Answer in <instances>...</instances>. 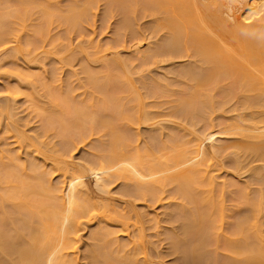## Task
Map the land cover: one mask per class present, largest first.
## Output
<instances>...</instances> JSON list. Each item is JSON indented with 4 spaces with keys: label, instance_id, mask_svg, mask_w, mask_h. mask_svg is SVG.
<instances>
[{
    "label": "bare ground",
    "instance_id": "bare-ground-1",
    "mask_svg": "<svg viewBox=\"0 0 264 264\" xmlns=\"http://www.w3.org/2000/svg\"><path fill=\"white\" fill-rule=\"evenodd\" d=\"M19 2L22 5L37 4L36 0H19ZM93 2L97 3L98 1L86 0L83 7L70 6V11L74 12V15L72 14L69 18H64V20L68 18V26H76L80 22L79 20L84 18L88 20L91 19L89 16H91L90 14H92V10L95 7ZM112 2L113 5L115 2L116 4L118 3L117 6L120 5L119 11L122 8L124 25L126 26L130 25L132 18L137 12H139L138 14L143 11V13L151 12L162 15V17L154 21L152 32L157 33L159 31H165L164 38L160 43L158 42L156 44L155 48L151 47L150 41L147 43L140 41L134 44L132 46L133 60L131 63L144 58L155 59L164 56H167L169 59L183 57H193L195 59L193 64L186 67L181 66V69L178 68V76L176 75L179 78L178 80H181V83L185 80L186 81L183 83L191 82L193 85L191 88V84L188 85L187 88L180 87L181 89L184 88V90L182 91L179 89L181 91L176 93L179 91L177 87V91L174 88L173 92H176L172 94L170 88L173 85L169 87L170 83L165 82L167 92H171L172 95H177V97L181 95L179 104L176 103L179 106L176 109L172 108L174 110L171 111L168 116H173V114L175 115L183 111L185 119L190 120L191 118L192 123H194L193 117L198 113L197 111L199 108L200 110L205 108H202V105V107H200V103L206 105V110L204 109L206 112L208 110V105H211L208 108H213V95L210 93L213 89H217V86L222 88L225 87V85H227V87L230 85L231 88L235 85L238 91V87H241L240 92L243 95L233 87L235 89L234 94L236 95L239 93L243 98L255 96L256 98L254 97V99L249 98L250 102L249 100L245 102L247 99L241 100L243 103H246H244L245 107L251 103L252 107H250L254 109L251 111L249 107L248 109H250L251 112H248L250 115L248 117L246 116L247 119L243 118V116L239 119V117H241L239 115V120L235 119V121L237 120L236 123L232 124L231 127L238 135L237 141L235 140L236 138L232 139L236 142H232L231 139H225L229 137V134L221 130V128H217L220 126H215L210 122L204 129L192 130L189 135H187L191 136L188 141L184 142L185 145H189L188 147L184 145V148H179L180 151L177 150L175 155L171 156L168 155V152L170 149L177 147L175 143L174 145L176 147L172 146L170 149L165 148V150L167 149L166 152H164L165 150L163 147L159 148L160 153L164 152L162 157H165V159H159L155 161L156 163L151 161L146 162L145 157L141 156L140 153L136 155V153L133 154L125 151L127 147H129V144L132 145L131 142L133 138L129 136L130 142L127 141L126 139L128 136H126L125 130L122 131L121 128L124 123L125 125L131 126V123L135 121L131 117L132 114L128 112V108L134 107L137 104V99L133 96L132 99L128 98L132 95L129 89L123 86L119 87V89L116 87L118 83L120 85L123 83L122 72L116 65H106V70L100 72V74L102 73L101 75L99 72L96 73L89 67H85V74L88 76L87 80L93 88L94 93H98L97 97L93 95V98L89 102L90 106L86 104V106L82 105L81 108V105H77L78 103H75L74 98H71L72 95L74 96L73 92L75 90L74 87H71V91L69 90L70 92L68 91V93L65 94L66 96H61L62 98L59 96V98L57 96L56 98L51 91L52 99L48 105L41 106L36 104V108L37 110L39 109L38 111H40L41 114L45 113L44 116L46 118L49 117V119H46V121L48 120V129L49 124L51 125L50 129H52L54 125L57 124L59 126L60 124V130L63 132L67 130L65 133L66 135L70 133L68 132L71 130L70 126H72V129L74 126L75 128L77 126L83 128L88 122L91 124L96 123L95 118H98L99 124L98 122L97 124L101 126V128H104V130H107L110 139H108L109 141L107 143L105 142L101 151H98V153H101L96 160L83 163H74L73 161L65 160L63 159L65 156L64 153L59 150H54V154H58L57 157L53 156L47 159H51L53 172H59L60 174L61 181L59 186L55 188L49 183L48 176H50V173L42 170L37 163H34L35 161H32V163L29 162V160V166H27L25 163L21 162L20 153L18 154L16 152L17 154L13 155L11 153L14 152L9 151V154L14 156L11 157L12 159L9 157L10 155L8 156L11 159L8 158V160L12 162V166H14V169H9V171L7 168L10 166L2 162L3 158L1 159L3 164L0 162V167H7V172H9L5 173L6 169L3 168L2 175H4L3 178L1 176L0 184L2 181L7 183L5 186L7 187V185H9L10 191L6 192L9 186L7 188L3 185V187L0 186V264H78L77 256L71 258L70 256L77 254L81 238L80 233L84 230L86 225L93 221V219H98L99 224L102 223L104 226H101L100 229L98 228V232L97 229L95 232L91 233L90 241L93 242V244L90 245L87 255L91 263L123 264L121 262L122 260L124 262L127 256V261H129L130 264L133 263L134 255L132 253L131 255L129 252L132 251V245L136 247L140 244L136 236L130 239V248L128 244H117L118 248L116 247V250L112 249L114 250L113 255L111 254L112 250L109 251L107 257L106 254L108 252L102 253L105 251V245L107 246L109 244L107 247L114 245L113 240L111 242V236L114 233L110 230L112 225L117 221H120L123 225H127L129 222L124 215V217H122L119 212H117L118 210L116 211V206L113 207L114 204L111 199L113 196H111L112 190L110 188L117 179L123 181L125 188L126 186L132 187V189L128 188L133 193L135 191L134 194H141V197L149 195L153 198H159L160 191L163 190L166 185H177L176 191L178 194L180 193L182 195L185 204L190 202V204L192 203V207H195V209L192 208L190 211L191 218L189 217L188 220V225L191 221L192 224L185 226L183 231L185 234H189L192 232L191 229L195 231L196 228L201 232L200 237L196 232V239L193 238L195 242L199 241V247L203 245V248L200 247L201 251L198 250V245L196 243L189 247L191 248L189 249L191 254H198V252L200 254V252L204 251V246L209 245V242L205 240L206 243L202 240V238H204V230L207 229L209 232V228L214 224L217 225L215 219V223L212 221L216 213L215 209L218 208V204H214L215 201L213 197L217 191L221 190L224 193L225 187L227 186L225 182L216 180L214 172L211 169L212 159L215 156H234L232 157L233 159H231L234 161L235 168L239 170L245 167L244 161L248 156H245L246 153H242L245 158H242L243 156H240V154L236 155L239 151L238 148L247 149V153H249L246 155H249V157L253 155L257 157V155H261L262 150H264V0H114L110 1L111 5ZM0 4V6H3L1 0ZM116 4L114 6H116ZM49 6L48 4L46 6L41 5L42 17L46 19L44 23V20L41 24L38 22V27H36V25L33 26V39L36 38L37 40V37L46 35L47 26L51 23L52 15L47 9ZM109 8L111 9V6H109ZM27 10L28 9H24L23 12H20L21 14L15 13L16 15L11 14L12 12L0 14L1 44L6 43L9 39H18V31L24 28L26 22L25 19L28 15ZM53 20L54 19H52V21ZM32 42H34V40H31V42L27 44L28 47H31L32 44L34 45ZM37 43L38 41L36 45ZM98 52H101V50H98ZM9 57L10 56H8V58ZM103 57L106 58L107 53ZM5 60L12 59L5 58ZM54 79H57L56 76H54ZM225 79V85H222L223 82L221 81ZM52 82L56 81L54 80ZM227 82L228 84H226ZM168 83L169 85L167 86ZM236 84L239 85L237 86ZM52 85L53 84H50L47 87H51ZM212 85H215L214 88L210 87ZM159 86L155 87L154 90L157 88L155 92H158L164 85H161L160 88ZM230 86L228 88H230ZM231 88L228 90L225 89V92L224 90L222 91V95L226 96H224V98L222 97L223 100L221 102L227 101V97L230 96ZM171 89L173 90V88ZM117 90H121V93L118 94ZM165 94L167 96L169 93ZM243 98L241 97L240 99ZM71 99L73 100L72 102ZM256 99H259L258 102H255ZM13 100L14 97H10L7 101L11 102ZM224 102L222 104L223 106L225 104ZM258 104L259 107L257 106ZM222 105L220 104L221 108H223ZM1 106L0 109L9 107L7 103ZM243 106L241 105V107ZM89 107L90 110L92 109L91 111L95 113L99 110V114L100 111L103 110V117H101V115L98 117L95 115L96 117L92 118L90 111L88 112ZM108 109H112L111 114L107 113ZM70 110L74 113V119H71L73 116ZM66 114L71 116L67 117ZM119 119H121L120 123H123L122 121L124 120V123L120 125L121 127H118L119 122L117 123L118 125H116ZM158 119L159 121H163L161 124L169 121L165 117L162 118L159 116L158 118V116L153 115L151 111L146 110L144 112L143 122L141 121V123L156 120L157 122L155 121L154 124L156 123L155 126H158L157 124H160ZM126 122H128V124H126ZM53 123L55 124L52 127ZM195 124L196 123H194V126ZM88 126L90 127V124H88ZM159 126L164 125L162 124ZM79 127L77 128L79 129ZM173 129L174 128H172V130ZM161 130L163 131V129H160V131ZM61 134L64 135V133ZM185 136L186 135H184L183 138H185ZM183 138L181 137V139ZM21 139L24 140L25 137L21 135ZM176 140L178 141L179 139L176 138ZM226 140H228V142L231 140L230 143H236V146H230V143H225L227 142ZM232 149H234V151L229 153ZM128 150H131V148ZM259 176L261 177V175ZM219 186L221 189H215V187ZM197 189L199 190L197 191ZM201 189L203 190L200 191ZM241 190L243 191L242 193H249L245 188ZM203 191L207 194H203ZM197 192H200L199 195H201V197L204 195L203 198L200 197V200L209 204V207L206 208L207 210L203 211L202 209L205 208L200 207L201 203L202 206L203 204L205 205V203L198 200L199 196ZM193 193L196 194L194 195ZM262 193L261 191L257 202L254 198V205H256L255 209H259L264 203V193ZM5 202L11 203V211L6 210ZM111 202L112 204H110ZM215 205H217L216 208ZM216 210L218 211L219 208ZM24 215L28 216L26 217ZM253 215L250 218L242 217L236 224V236L234 241H236L238 246L240 243L237 241L246 240L245 244L247 249L245 246V250L244 248L242 249V246L241 248L238 247V249L234 248L235 244L233 243L235 242L233 240H231L232 242L227 241V246L229 247H226L231 249L230 251L237 256L239 254L241 255L243 252H245V255L248 254L244 256L247 264H253L257 260L259 261L264 258V239H262L263 237H261L262 235H260V232L258 234L257 221ZM9 225H13L11 230L8 229ZM192 225L193 228L191 227ZM214 226L211 229H216ZM24 228L27 229V232L22 230ZM214 232L216 233L217 230ZM192 234L190 233L189 235ZM210 234H208V236H210ZM214 236L216 235L212 233L209 238L214 239L215 242L218 240L217 242L219 244L220 237L215 238ZM252 238L255 240L253 241ZM249 240L253 242H250V244ZM227 242H224V246ZM102 243L104 244V248H100L99 253L98 248L102 246ZM212 243H214V241ZM120 253L121 256L124 255L122 258ZM126 253L128 255H126ZM103 254L105 256H103ZM125 255L126 258L124 259ZM131 257H133L132 262L130 261Z\"/></svg>",
    "mask_w": 264,
    "mask_h": 264
},
{
    "label": "rangeland",
    "instance_id": "rangeland-1",
    "mask_svg": "<svg viewBox=\"0 0 264 264\" xmlns=\"http://www.w3.org/2000/svg\"><path fill=\"white\" fill-rule=\"evenodd\" d=\"M36 1L37 4L35 5H22L19 0H1V2H3V6H0V14H6L9 12H12L11 14H21L20 12H23L24 9H28V15L25 19L26 22L24 28L18 31V41L15 37H13L15 39H9L10 41L8 40L4 44L0 43V108L2 107L1 105H5L6 103L9 106L8 108L0 109V162L3 158L2 162H5L10 166L9 168H3H7L8 170L14 169L12 162L8 160L9 157L11 158L14 156H11L9 151L14 152H10L13 155L20 153L21 162L29 166V162L35 161L34 163H37V165L42 170L50 173L48 180L52 187L55 188L59 186L61 181L60 174L59 172H53L51 159H47L53 156L57 157L58 154H54V150H59L60 152L64 153L65 156L63 159L73 161L74 163H83L90 160H96L98 156H100L99 154L101 152L98 153V151H101L102 147H104L103 145H105V142L107 143L109 141L108 139H110L107 130L101 128V126L98 125V118H95L96 116L98 117L100 115L103 117V110L100 111L99 114V110L95 113L91 111L92 109L90 110L89 107L88 112L90 111L91 117L96 119V123L91 124L88 122L86 124L87 128L86 125L84 126L85 129L84 127L82 128L79 126H77L79 129L77 127L75 128V126L72 129V126H70L71 130L69 129L70 131H68L70 133L65 135L67 130L65 132L60 130L59 123V126L57 124L54 125L55 123H53L52 127L53 125L54 127L52 129H50L51 125L49 124L48 129V120L46 121V119H49V117L46 118L44 116L45 113L41 114V112L38 111L39 109L37 110L36 108V104L41 106L48 105L52 99V92L53 96L55 97H64L63 95L68 93L71 87L75 88L73 92L74 96L72 95L71 97L74 98L75 103H78L77 105H81V108L82 105L86 106V104H89L88 106H90L89 102L93 98V95L97 97L98 93H94L93 88L90 86L87 80L88 76L85 74V67H89L92 71L96 73L99 72L100 74V72L106 70V65H116L122 72L123 83L121 85L118 83L119 86H115L118 89L121 86L129 89L132 95H130L128 98L132 99L134 97L137 99V104L135 106L133 105V109L130 107L128 108V112L132 114V119L135 120L132 122L133 124L131 123V126L125 125L124 120L122 121L124 123L123 124L120 123L121 119H119V121L116 122V125L119 124L118 127L121 124L125 125H122L121 129L122 131L125 130L127 135L125 132L124 134L128 136L126 139L127 141L130 142V137L133 138V141L131 142L132 145L129 144L131 150H128L130 148L127 147V150L125 151L133 154L136 153V155L140 153L141 156L145 157L146 162H155L159 159L164 160L165 157H162L164 152H166L167 149L172 148V146L176 147L175 145H177L176 148L173 147L174 149H170L168 152V155L170 156L175 155L177 150L180 151L179 148H184V142L191 138V136L187 135H189L192 130H202L208 126L210 122H212V124L215 126H220L217 128H221V130L229 134V137H226L225 139L232 140L236 138L235 140L237 141L238 135L231 126L232 124L236 123L237 120L235 121V119H238L239 115L241 116L239 119L242 118V116L243 118H246V116L248 117L250 115L248 112H251L254 108L251 109V103L245 107V102L248 101L249 98L254 99L255 96L252 97L250 95L251 97L243 98V96H240V94L243 95L240 92L241 87H238V91L237 87L234 85L232 88L234 87L238 92H240V94L236 92L238 94L235 95V89L233 88L232 93V88L230 85H228V87L230 86L231 88V92L229 94L230 96L227 97V101H223L225 103L223 106V102L221 101L226 95L223 96L222 91L224 90L225 92V89L228 88L227 85L224 84L226 82L225 79L221 82H223L222 85L224 84L227 88H221L220 86L219 88L217 86V89L215 88L212 90V92L210 91V94L213 95H210L213 97V108H208L211 106L208 105L210 103L209 102L207 104L208 110L206 112L204 111V109L206 110V105L200 103V107L203 106L202 108H205L200 110L198 107L200 111L198 110V113L193 117V121L196 123L194 126L191 118L190 120L185 119L183 111H181L182 113L178 112L175 115L173 114V116H168V114L174 110L172 108L176 109L179 106L178 104L181 95H178L179 97H177V95L175 96L172 94H174L177 89H181L180 87L187 88L190 84V88L193 86L191 82L183 83L186 81L185 80L181 83V80H178L179 78L177 77V69H181V66L186 67L193 64L195 59L193 57L169 59L167 56H164L157 57L155 59L144 58L131 63L133 60L132 46L134 44L140 41L144 43L150 41L151 47L155 48L156 44L158 42L160 43V41L164 38L165 31H159L157 33L152 32L154 21L162 17L161 14H154L151 12L143 13V11L142 13L138 14L139 12H137V14L132 18L130 25L126 26L124 25L122 8L120 11L118 10L120 8V5L117 6L118 3L116 4L115 2L116 6H114L115 4L113 5V2L112 5L110 4V1L114 0H97V3L93 2L95 7L92 10V14H90L91 16H89L91 19L88 20L84 18L85 20H79L80 22L78 25H73L75 27L74 28L73 26L69 27L67 23L69 16H72L74 13L70 11V6L74 5V7H83L86 0ZM47 4L50 5L47 9L52 14L51 23L47 26L48 29L46 30V35L43 37L37 35L39 36L37 37V40L36 38L33 39V26L36 25V27H38L37 23L40 22L41 24L43 20L44 23L46 19L42 17L43 13L41 5L46 6ZM109 6H111V9ZM112 7L114 8V12ZM65 17H68L65 19L66 21L64 20ZM52 19L54 20L52 21ZM31 40H34V42H32L34 45L32 44L31 47H28L27 44L31 42ZM37 41L38 43L36 45ZM98 50H101V52H98ZM106 53L107 57L105 58L103 56L106 55ZM8 56L10 57L8 58ZM5 58H11L12 60H5ZM30 74L33 76L31 77ZM54 76H56L57 79H54ZM54 80L56 82H52ZM165 82L170 83V85L169 83L167 84L169 87L172 85L174 86L171 87L173 90L170 88L172 94L171 92L166 91L167 89ZM228 82L226 84H228ZM50 84L53 85L51 87H47ZM159 85L164 86L160 88ZM236 85L238 86L239 84ZM157 86H159L160 90L155 92L157 91V88L156 90L154 89ZM214 86L215 85H212L210 87L214 88ZM174 88L176 90L175 92H173ZM184 88L181 90L183 91ZM181 90L177 91L176 93L180 92ZM117 92L120 94L121 90H117ZM226 92L229 93L228 91ZM165 93L169 94L166 96ZM10 97H14V100L8 102L7 100ZM241 97L243 99H240ZM244 99H247L244 102L245 104L242 102ZM258 100L256 99L255 102H258ZM72 101L73 100L71 99V102ZM240 102L242 106L244 105L243 107H241ZM220 104L223 106V108L220 107ZM257 106L259 107V104ZM249 107L251 111L248 109ZM71 110L74 111L73 109ZM146 110L151 111L153 115L158 116V118L159 116L162 118L165 117L169 121L162 123L164 126H159L162 125L161 122H163L159 121V119L158 121L160 124H157L158 126H155L156 123L154 124L156 120L141 123V121L143 122L144 112ZM72 111L71 113L73 117H71V119H74V113ZM107 113L111 114L112 109H108ZM68 116L71 115H67V117ZM88 124H90V127ZM126 124H128V122H126ZM172 128L174 129L172 130ZM160 129H163V131H160ZM61 133H64L65 136ZM21 135L25 137L24 140L21 139ZM184 135L187 137L185 136V138H183ZM181 137L183 139H181ZM176 138L179 140L177 141ZM231 140H229V142L226 140L227 142L225 143L228 144L231 142ZM235 140H232V142ZM235 144L236 143H230V146H236ZM185 146L188 147L189 145ZM162 147L164 150L165 148L167 149L160 153L159 148ZM238 150L236 155L240 154V156H243L242 158L248 156V158H245L246 160L244 159L245 167L243 169L237 170L235 168L234 161H232V157L234 156L231 157V155L230 157L229 155L228 157L215 156L211 161V169L214 172L216 180L219 182H225L227 186L225 187L224 193L221 190L215 192L213 200L215 201L214 204H218L219 210H216L218 208H216L217 205H215L216 213L212 221L214 222V219L216 220L217 225L214 224L215 222L213 223L215 225L213 226L216 227V229H211L213 227L212 226L209 228V232L207 229L204 230V238H202V240L209 242L208 244L210 246H204V251L200 252V254L198 252L199 255L197 253V255L195 253L191 254L189 251L191 248L189 247L193 246L195 243L198 245L199 241L195 242L193 238L196 237V232L200 237L201 232L195 227V231L191 229L192 232L194 231L195 236L194 233L192 234V232H190L192 235H189L190 233L185 234L183 231L185 226L192 224V221L190 220L191 222L188 225V220L189 217L191 218L190 211L192 208L195 209V207H192V203L190 204V202L185 204V200L182 199V195L180 193L178 194L176 191L177 185H166V187L160 191L159 198H153L149 195H142L143 197H141V194H134L135 191L133 193L129 189H132V187L128 186V188L126 186L125 188L123 181L119 179H117V181L114 180L115 182L110 188L112 190L111 196L113 197H110L114 204L113 207L116 206V211L118 210L117 212H119L122 217L125 216L129 222L127 225H123L120 221H117L114 223V225H112L110 230L114 233L111 236V242L113 240L114 245H112V243V246L107 247L109 244L104 246L102 243V246H99L98 248L99 253L100 248L102 249L103 246L105 247V251L103 250L104 252H101H108L106 257L109 255L110 250H116L118 248L117 244H128V247L130 244L131 247L130 239H133L134 236H136L140 244L136 247L132 245V251L129 253L134 255V258H130V261L132 262L134 259V262L131 264H247L245 262L246 260L244 259V256H247L248 254L245 255V252H243L244 254L242 253L241 255L239 254L237 256L230 251L231 249L226 247H229L227 246V241H234L235 239L237 222H239L242 217H252L254 212L255 214L253 217H255L257 221V229L259 230L258 234L260 232V235H262L261 237H263L262 239H264V203L259 209H255L256 205H254V198L257 202L261 191L264 193V150H262V154L257 155V157L255 155L250 157L249 155H246L249 153H247V149L238 148ZM233 151L234 149L230 150L229 153H232ZM242 153H246L245 156ZM1 167L0 179L1 176L3 178L4 175H2L3 168ZM7 169L5 173L7 172ZM258 174L261 175V177ZM6 184L7 183L2 181L0 186L7 188L9 185L6 187ZM9 188L10 186L8 189ZM217 188L221 189L220 186L215 187V189ZM243 188L247 189L246 191L249 193H242L243 191L241 189ZM8 189L5 191L9 192L10 189ZM198 190L199 189H197V191ZM202 190L203 189L200 191ZM193 194L195 195L196 193ZM197 194L199 196L198 200H200V192H197ZM203 194L207 193L204 192ZM200 201L205 203L203 206L201 205L202 203L200 204V207L205 208L202 210H207L206 208L209 207V204L203 200ZM112 202L110 204H112ZM10 204V202H5V207L8 211H11ZM24 216L27 217L28 215ZM100 224L98 219H93V221L86 225L84 230L80 233L81 238L77 254L70 256V258L77 256L78 264H93L88 259L87 255L90 245L93 244V242L90 241L91 233L95 232L98 228L100 229L101 226H104V224ZM12 226L9 225L8 229L11 230L13 228ZM191 227L193 228V225ZM22 230L27 232V229L25 228ZM210 230L211 234L213 233L216 235L214 236L215 238L220 237L219 244L217 242L218 240L215 242L214 239L209 238L211 236ZM216 230L217 234L214 232ZM208 234H210V236H208ZM252 240L254 241L255 239L252 238ZM252 240H249V243L253 242ZM213 241L214 243H212ZM224 242H227L225 246ZM234 242V248L238 249V247L241 248V246L242 249L244 246L246 248V240L237 241L240 243L238 246L236 241ZM200 247L203 248V245ZM200 247L198 245V250L201 249ZM113 251L114 250L111 251L112 255L114 254ZM126 255L128 254L126 253ZM126 255L124 259L126 258ZM103 256L105 255L103 254ZM123 256L124 255H122L121 258ZM127 260L128 256L124 262L125 264H130V262ZM124 262L122 260L121 263L124 264ZM253 264H264V258L260 259L259 261L257 260Z\"/></svg>",
    "mask_w": 264,
    "mask_h": 264
}]
</instances>
